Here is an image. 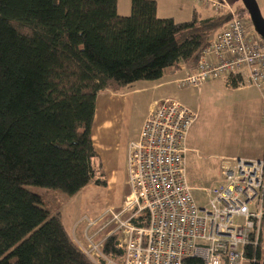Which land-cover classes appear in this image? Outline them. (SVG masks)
Wrapping results in <instances>:
<instances>
[{"label":"trees","instance_id":"trees-1","mask_svg":"<svg viewBox=\"0 0 264 264\" xmlns=\"http://www.w3.org/2000/svg\"><path fill=\"white\" fill-rule=\"evenodd\" d=\"M156 9L155 0H130L127 15L117 0H0V264H99L61 212L88 184L107 183L91 136L97 94L157 79L167 68L194 70L226 20L193 8L178 21ZM234 9L249 19L242 2ZM239 82L224 77L233 88ZM118 243L111 233L101 250L120 261ZM246 256L264 264L259 240ZM181 264L204 263L188 255Z\"/></svg>","mask_w":264,"mask_h":264},{"label":"built area","instance_id":"built-area-1","mask_svg":"<svg viewBox=\"0 0 264 264\" xmlns=\"http://www.w3.org/2000/svg\"><path fill=\"white\" fill-rule=\"evenodd\" d=\"M226 17L208 37L194 70L186 69L182 86L227 75L259 89L264 123V39L250 32L252 24L228 0H190ZM238 77V78H239ZM196 112L174 98H164L145 117L137 137L128 144L126 168L129 193L120 209L108 208L85 221L86 247L80 248L99 264H181L185 256L204 264L248 262L246 247L257 244L264 220V152L260 157L221 158V181L204 187L207 202L199 207L186 177L187 135ZM104 215L99 229L115 222L108 234L118 237L124 254L115 261L101 250L89 229ZM110 216V217H109ZM142 218V219H141ZM135 219L140 222H135Z\"/></svg>","mask_w":264,"mask_h":264},{"label":"rangeland","instance_id":"rangeland-1","mask_svg":"<svg viewBox=\"0 0 264 264\" xmlns=\"http://www.w3.org/2000/svg\"><path fill=\"white\" fill-rule=\"evenodd\" d=\"M228 2L234 8L241 7L240 0H228ZM256 2L264 17V0H256ZM210 12L212 13L207 8L206 13ZM206 13L203 12L204 15H207ZM239 13L243 14V10H240ZM246 18L248 19V17ZM249 28L250 32L258 35L251 26ZM174 71L176 72L173 73V70L167 68L163 76L157 79L138 80L131 86L118 91L99 92L96 96L92 130L99 135L101 147L105 146V149L102 148L101 158L98 157L101 163L105 161L106 166L101 165L106 179H108V170H111L110 166L114 163L115 149L120 148L132 137L154 100L170 97L194 110L196 118L189 129L186 141L187 146L192 149L188 157L185 158L186 177L193 198L198 206L202 207L207 202L203 188L218 184L222 179L220 174L221 158L255 156H243V152L260 153L259 147L251 148L249 145L243 144V136L247 138L245 134L247 128L244 126H251L258 132V135L264 132L259 106L260 101L262 102L261 93L250 83L243 82V85L239 83L236 88L228 86L224 83V76L209 78L195 86H182L175 81V78L178 75L183 77L186 67H183L182 71ZM220 154L227 155L220 156ZM126 184V188H129L127 174ZM27 187L38 193L45 190L44 187L37 185H28ZM82 191L81 194L78 193L69 198L62 207V220L70 233H72V218L83 213L91 218H97L108 208L116 211L122 207L123 197L126 193L120 177L115 183L109 182L105 186L94 184L86 186ZM129 191L128 189L126 195ZM69 210L72 218H69ZM107 219L108 215H104L100 222L93 226L94 228L89 229V235L94 232V229L98 231ZM114 223L110 222L102 230H99L93 240L97 242L109 235L108 233L115 228ZM80 225L82 226L84 223ZM72 235L74 240L79 239L80 243L86 247L85 237L80 238L76 234ZM117 235L122 238L124 234L118 231ZM243 264H248V262Z\"/></svg>","mask_w":264,"mask_h":264},{"label":"crops","instance_id":"crops-1","mask_svg":"<svg viewBox=\"0 0 264 264\" xmlns=\"http://www.w3.org/2000/svg\"><path fill=\"white\" fill-rule=\"evenodd\" d=\"M155 1L157 3L156 13H157V16H160V17L171 16L175 20H178V21L187 20V19L190 18L193 8H197L198 10H201L202 13L203 12L206 13V9L204 7H201L199 5H195L190 0H155ZM117 12L119 14H121V15H127L130 12V0H117ZM210 13H206V14L209 15ZM183 67H185V66H182L181 68L176 69V70H181L182 71ZM170 69L173 70V73L176 72V71H174L175 69H172V68H170ZM179 76L180 75H178L175 78L176 82H178V80L180 78ZM131 85L132 84H130L129 86H131ZM165 98H167V97H165ZM163 99L164 98L159 99V100H154L153 103L149 106L150 108H149L148 113L153 109V107L157 103H159ZM248 99H250V98H248ZM259 104H260L259 106H260V109H261L262 102L260 101ZM95 109H96V105H95ZM147 114L144 115L139 127L133 133L132 137L127 142H124L123 145L120 146V148H116L115 149L114 154H113L114 163L111 164V166H110L111 170H108L109 174H108L107 183H109V182H114L115 183L117 181L118 177H120L121 181L123 182V184L125 186L126 193L128 192V189H129V188H126V185H127L126 184V174H127L126 173V158H127L128 144H129V142L132 139L137 137V135L139 133V130H140V128H141V126L143 124V121H144L145 117L147 116ZM243 126H244V123H243ZM244 128H247V132L245 133L247 135V138H244V136H243V144L249 145V147H251V148L259 147L261 150H260L259 154L254 153V152H243V156H250V155L257 156L258 155L260 157L262 155L263 146H264V132L260 133L258 135V132L255 129H253L251 126H244ZM91 136H92V141H93L94 148H95L98 156L101 158V151H102V148L105 149L104 148L105 146L101 147L100 142H99L100 141L99 135L96 132L94 133V131L92 129H91ZM187 148H188V150H187V153H186V158L188 157L189 152L192 150L189 146H187ZM225 155H227V154H220V156H225ZM230 155H233V154H230ZM101 164L104 167L106 166L105 165V161H103V163H101ZM90 184H88L87 186H93L94 185V184L92 185V183H90ZM82 190L80 192H83ZM126 193H125V195H126ZM125 195H124L123 198H125ZM61 212H62V209H61ZM68 215H69V218H70L71 217L70 210L68 211ZM82 215H86V214L83 213L80 216H77L76 218H72L71 217L72 218V222L71 223H73L72 227H71V231H72L71 234H74V235L76 234L80 238H83L85 236V233H84L85 221L81 220V216ZM81 223H84V225L81 226L80 225ZM95 230L96 229H94L93 231H95ZM263 242H264V220H263L262 225H261L260 238H259V245H260L261 251H264Z\"/></svg>","mask_w":264,"mask_h":264},{"label":"water","instance_id":"water-1","mask_svg":"<svg viewBox=\"0 0 264 264\" xmlns=\"http://www.w3.org/2000/svg\"><path fill=\"white\" fill-rule=\"evenodd\" d=\"M255 32L264 39V17L256 0H241Z\"/></svg>","mask_w":264,"mask_h":264}]
</instances>
